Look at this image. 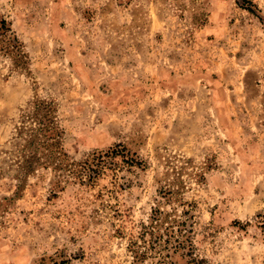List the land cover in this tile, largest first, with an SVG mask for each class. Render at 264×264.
<instances>
[{
  "label": "rangeland",
  "instance_id": "rangeland-1",
  "mask_svg": "<svg viewBox=\"0 0 264 264\" xmlns=\"http://www.w3.org/2000/svg\"><path fill=\"white\" fill-rule=\"evenodd\" d=\"M248 1L0 0L28 59L0 56V264L155 263L154 210L162 228L189 211L208 264H264V0ZM35 100L72 162L106 153L97 173L20 167Z\"/></svg>",
  "mask_w": 264,
  "mask_h": 264
},
{
  "label": "trees",
  "instance_id": "trees-1",
  "mask_svg": "<svg viewBox=\"0 0 264 264\" xmlns=\"http://www.w3.org/2000/svg\"><path fill=\"white\" fill-rule=\"evenodd\" d=\"M243 4H251L248 0H242ZM254 12L252 7H245ZM0 56L8 58L13 67L26 69L28 67L27 55L24 52L23 44L11 30L10 22L0 14ZM34 127L29 134L30 139L26 140L31 145L28 154L22 155L21 168L25 171L35 166L48 167L53 170L69 174L74 178L80 177L84 172L97 173V163L101 160L102 151H95L90 158L80 163L72 162L67 153L61 147V130L56 122L55 108L53 103L47 100H35L32 103L30 112L26 115ZM64 178V177H62ZM62 179H59V182ZM185 217L182 220H173L171 225L162 228L166 215L158 210L152 213L151 222L144 232L153 235L154 239L161 246L164 253L159 255L157 261L152 264H177L173 260L174 255L186 257L184 264H208L204 258L198 257L193 252L191 240V228L193 215L184 211ZM159 222V223H158ZM176 226V229H175ZM136 263L140 264L146 254L135 252Z\"/></svg>",
  "mask_w": 264,
  "mask_h": 264
}]
</instances>
